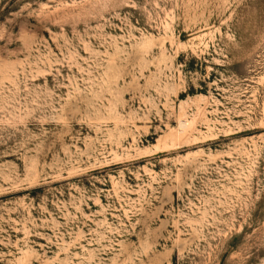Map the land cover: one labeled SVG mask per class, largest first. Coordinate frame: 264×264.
<instances>
[{
	"label": "rangeland",
	"instance_id": "1",
	"mask_svg": "<svg viewBox=\"0 0 264 264\" xmlns=\"http://www.w3.org/2000/svg\"><path fill=\"white\" fill-rule=\"evenodd\" d=\"M0 264H264V0H0Z\"/></svg>",
	"mask_w": 264,
	"mask_h": 264
}]
</instances>
